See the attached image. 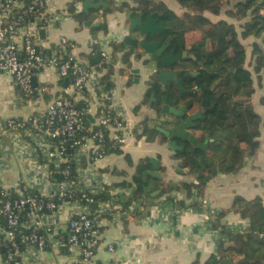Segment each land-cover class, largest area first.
<instances>
[{
	"label": "crops",
	"instance_id": "0c3cea01",
	"mask_svg": "<svg viewBox=\"0 0 264 264\" xmlns=\"http://www.w3.org/2000/svg\"><path fill=\"white\" fill-rule=\"evenodd\" d=\"M56 1L60 9H63V5L75 2V11L82 13L83 21L80 23L69 10H62L60 17L40 32V38L48 45L66 37L73 44V55L93 70L94 84L89 86L84 96L91 103L86 122L91 124L95 108L105 105L116 106L122 110L123 118L128 123V133L120 147V153L106 152L103 157L91 161L84 149L77 152V174L74 179L85 188L101 185L103 189L98 195L106 191L107 198H97L98 201L111 200L115 206L114 211H117L116 215L108 212L97 215L101 238L94 254L95 262L206 264L209 257L216 254L219 241L223 238L220 230L212 226V220L221 211H225L221 221L229 229L241 228L245 231L248 227V220L231 210L235 196L245 199L259 197L264 207L263 178L255 175L261 167L259 161L264 160V103L258 104L259 107L254 105L262 121L259 146L255 153L245 156L238 170L212 175L200 195L194 188L183 189L182 183H195L197 180L187 167L182 166V158L176 157L175 153L183 150V145H186L191 154L195 149L190 151L191 144L188 141L183 144L184 141L179 139L177 145H181L182 149H172L167 143V137L155 128L164 122L163 117L156 116L164 99L157 107L154 106V96L145 100L149 81L156 79L159 82L156 77L147 76L155 68H151L148 73L140 70L139 76L131 72L133 68L140 66L135 52H141L144 57H148L138 43L142 37L137 35L135 39L137 47L129 54V64L123 61L124 51L113 48V43L121 42L127 35H131V31L125 17L126 12H105V8L109 7L110 2L119 5L126 1L131 5L132 0H95L94 2L103 1L106 5L92 7L88 13L82 10L84 0ZM161 1L177 14L184 11L176 0ZM209 13L204 12L212 20ZM216 15L218 14H212L218 19ZM96 21L99 24L95 27L105 22L107 29L90 27ZM150 39L156 38L154 36ZM178 62L168 68L177 72ZM34 76V92L26 97L14 85L9 73L0 72V187H25L45 194L53 186L46 181L47 177L40 170V132L30 119L41 115L57 95L71 94L72 88L70 81L65 82V78H60L51 66H44ZM171 81L175 82L170 80L167 85ZM160 86L162 87L161 83ZM257 92H253L251 99ZM197 111L200 110L194 105L186 110V114ZM8 119L23 122L25 126L18 131L5 130ZM190 132L199 143L205 139L206 133L203 134L201 130L193 128ZM211 140L208 134L207 146ZM206 151L208 154L211 152L207 147ZM151 159L156 160L154 171L159 176L152 172L154 165ZM144 164L147 165L146 168L142 166ZM135 177H139L143 183V193L138 197L134 196ZM124 182L127 185L122 186ZM147 185L150 186L145 188ZM180 201L183 206H179ZM97 208L96 202L88 205L79 201L63 202L49 216L52 223L46 221L51 226L52 237L56 239L58 233L65 234L68 219L72 215L96 213ZM108 245L113 246L112 250H109ZM74 258V251L51 244L48 249L31 248V257L25 253L13 264H71ZM215 258L218 264L220 256ZM0 264L10 262H6L0 254Z\"/></svg>",
	"mask_w": 264,
	"mask_h": 264
},
{
	"label": "trees",
	"instance_id": "16d2710c",
	"mask_svg": "<svg viewBox=\"0 0 264 264\" xmlns=\"http://www.w3.org/2000/svg\"><path fill=\"white\" fill-rule=\"evenodd\" d=\"M176 1L184 8L180 14L173 12L161 0H132L131 5L126 1L119 5L110 2L105 12L118 10L131 12L132 16L142 13L143 18L151 13L156 24L163 26L155 38L168 42V51L173 50L181 56L177 77L185 91L181 92L173 81L164 89L154 79L148 83L145 100L154 96V106L157 107L167 90L173 104L183 103L187 109L195 105L200 110L201 116L195 120L193 128L201 130L203 134L208 133L212 138L207 146L210 154L201 148H196L191 154L186 145L183 150L175 153L176 157L182 158V166L187 167L197 180L195 183L184 182L181 187L186 190L194 188L200 195L212 175L238 170L244 156L255 153L259 146L262 121L249 101L254 89L253 77L251 70L245 66L246 50L238 38L234 24L224 18L212 21L204 14L206 11L219 14L225 0ZM234 8L236 11L232 8L227 10V14L245 20L240 25L241 36L260 38V41L255 40L251 44V53L255 57L253 72L264 71V0H236ZM68 9L80 23L83 21L82 13L75 11L72 2ZM97 28L106 30V23L93 29ZM193 30L200 31L202 38L190 50L187 48V34ZM136 47L137 41L130 35L117 44L113 43L116 51H124L123 61L127 64L129 54ZM184 50L187 54L182 57ZM140 55L141 52H135V57ZM187 89L192 90L186 91ZM109 144L108 142L106 152H121L120 147H110ZM55 176L59 179L58 174ZM133 183L134 196L142 195L143 183L139 177H135ZM121 185L127 184L124 182ZM94 197L106 199L107 193L102 191ZM179 206H183L181 201ZM231 210L246 218L248 227L243 232L229 229L221 221L225 213L221 211L212 220V226L225 234L226 238L219 241L216 254L211 255L206 264H210L217 255L220 256L218 264H264V207L260 198L245 199L235 196ZM0 223H3L1 218ZM228 253H235L240 259L233 261L231 255L227 256Z\"/></svg>",
	"mask_w": 264,
	"mask_h": 264
},
{
	"label": "built area",
	"instance_id": "2783aa9c",
	"mask_svg": "<svg viewBox=\"0 0 264 264\" xmlns=\"http://www.w3.org/2000/svg\"><path fill=\"white\" fill-rule=\"evenodd\" d=\"M72 3L76 10V3ZM68 6L63 5V10L68 11ZM60 11L56 0H0V72L9 73L26 97L35 89L32 76L44 66H51L60 78H68L72 88L71 94L57 95L41 115L30 119L40 132L39 167L52 190L42 194L25 187H0V254L6 262L16 263L25 253L31 257V248L46 249L53 244L75 252L71 264H113L95 262L94 254L101 238L97 215H116L115 206L111 200L94 197L103 189L101 185L85 188L74 178L79 149L95 161L106 154L108 142L110 147L122 146L128 126L123 111L116 106L99 105L93 122H86L91 103L84 96L94 84L93 70L73 55V44L66 37L48 45L40 38L41 30L53 24ZM77 96L80 99H75ZM24 126L8 119L5 130L18 131ZM67 200L87 205L96 202L98 212L72 215L65 234L58 233L54 239L46 221L52 223L49 216ZM108 248L112 250L113 246Z\"/></svg>",
	"mask_w": 264,
	"mask_h": 264
},
{
	"label": "water",
	"instance_id": "95a60500",
	"mask_svg": "<svg viewBox=\"0 0 264 264\" xmlns=\"http://www.w3.org/2000/svg\"><path fill=\"white\" fill-rule=\"evenodd\" d=\"M95 0H84L82 2V10L88 13L89 9L99 8V6H105L106 3L103 1ZM125 17L128 19V28L131 31L130 37L136 39L137 35L142 38L138 41L140 47L144 51V57L142 54L136 56L137 60L140 62V66L133 68L131 70L135 76L140 75V70L145 71L146 73L150 72L151 68H155L154 71H151L147 76L156 77L164 89H167V82L174 80L177 87L181 92H184L185 89L182 87L180 80L177 77V72L169 69L171 65L175 64L180 59L179 54H175L173 50H170L167 53L168 42L162 43L156 39H150L156 36V34L163 29V26L156 24L153 15L150 13L147 17L143 18V14L139 13L137 16H132L131 12H126ZM99 24V21L93 22L90 24V27H95ZM43 30H41L42 32ZM150 39V40H148ZM187 51L182 52V57H185ZM148 60V61H147ZM68 79L65 78V82ZM31 84H35V76H32ZM192 89H187L186 91H191ZM187 107L185 105L175 106L172 104V101L169 98V92L166 91L165 98L161 107L157 110L156 116L163 117L164 125H158L155 128L161 132L165 137H167V143L172 149H182L181 145H177V140L188 141L191 144L190 151H193L195 146H199L203 149L207 147L208 133L205 134V139L202 143L198 142V139L190 132V129L194 127L195 120L201 116V112L197 111L192 114H186ZM128 124V123H127ZM155 159H151V162L154 165L153 174L159 176V174L154 171L156 170ZM144 168L147 165H142ZM151 172V173H152ZM144 179V178H143ZM150 186V185H149ZM147 185L148 188L149 187ZM94 206H96L94 204ZM16 260H19L17 258ZM217 258L211 260L210 264H216ZM13 264V262H10ZM227 264V263H223Z\"/></svg>",
	"mask_w": 264,
	"mask_h": 264
},
{
	"label": "rangeland",
	"instance_id": "374dc122",
	"mask_svg": "<svg viewBox=\"0 0 264 264\" xmlns=\"http://www.w3.org/2000/svg\"><path fill=\"white\" fill-rule=\"evenodd\" d=\"M235 2H236V0H227V1L225 0V3L223 5V7L221 8L220 13L216 16L219 17L218 19H221L220 16H225L226 17V18H224L225 20L231 21L234 24L236 31L238 33V38L241 41V43H243V45L245 47V50H246L245 66H247L252 72V77H253L252 86L254 88L253 92H255V90L258 91L257 93H255L253 99H251L253 93L251 94L249 101H250V104L253 105V108H254V105L256 107H259L258 104L264 103V71L262 70L258 73L253 72V66L255 64V57L251 53V49H252L251 44L255 40L260 41V38H255L252 35L244 37V38L241 36L240 25H242L245 20L244 19H237L235 17H230L227 14V10H229V9L233 8V11H236V9L234 8ZM62 10L63 9H61V11ZM61 11H60L59 17L62 14ZM63 11H65V10H63ZM262 12H263V10H262ZM208 15H209V17H212V21L214 19H217V17L212 16V14H210V13ZM214 21H216V20H214ZM201 38H202V33L198 30H193V31L188 32V34H187V48L191 50L194 47V45L196 44V42H199ZM206 44H208V42H206ZM260 92H262V94H260ZM245 156H248V155H245ZM259 162H260L261 167L258 171L255 172V175L257 176V178H259V177L263 178V181H262V184H263L264 183V160H261ZM230 255L232 256L233 261H237L238 259H240V256L235 254V253H233V254L228 253L227 254V256H230Z\"/></svg>",
	"mask_w": 264,
	"mask_h": 264
},
{
	"label": "flooded vegetation",
	"instance_id": "af4514ba",
	"mask_svg": "<svg viewBox=\"0 0 264 264\" xmlns=\"http://www.w3.org/2000/svg\"><path fill=\"white\" fill-rule=\"evenodd\" d=\"M180 58H181V56H180ZM179 60H180V59H179ZM179 60H178V61H179ZM166 91H167V90H166ZM165 93H166V92H165ZM160 125H164V122H163V123H161ZM184 143H186V142L184 141V142H183V144H184ZM183 148H184V145H183ZM190 148H191V147H190ZM196 148H201V147H199V146H195V148H194V149H196ZM201 149H203V148H201Z\"/></svg>",
	"mask_w": 264,
	"mask_h": 264
}]
</instances>
